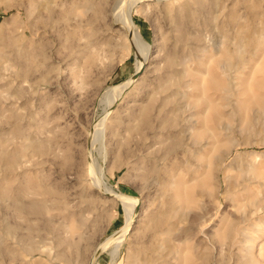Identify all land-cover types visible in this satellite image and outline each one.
<instances>
[{"label": "rangeland", "instance_id": "rangeland-1", "mask_svg": "<svg viewBox=\"0 0 264 264\" xmlns=\"http://www.w3.org/2000/svg\"><path fill=\"white\" fill-rule=\"evenodd\" d=\"M53 1L0 0V264H264V0Z\"/></svg>", "mask_w": 264, "mask_h": 264}, {"label": "bare ground", "instance_id": "bare-ground-1", "mask_svg": "<svg viewBox=\"0 0 264 264\" xmlns=\"http://www.w3.org/2000/svg\"><path fill=\"white\" fill-rule=\"evenodd\" d=\"M36 1L41 2V4L40 3L39 4L43 10L51 12V13H52V11H54L56 4L58 3V2L54 3V1L51 2L52 0H36ZM135 1L136 0H129V1H127L128 2L127 5L130 6ZM128 9H129V7H128ZM120 20H121L123 27L131 35L132 39L134 41L138 42L140 45V43L143 42V40L142 41L140 40L142 37L139 39V35L136 34L137 32L135 31L137 28H135L134 25L130 24V22L127 19L126 12L123 11ZM132 43H134V42L132 41ZM143 43H141V45ZM144 44H145L146 48H144ZM144 44L142 45V48H143L144 57L146 59L147 54H148L149 44L147 42H145ZM144 64H145L144 62L140 64V66L138 67V70H137L138 73H136V75H138L139 73L142 72V70L144 68ZM134 78L132 80H130L129 82L123 84V85H120V86H117L114 88H110L107 91L108 94H106V95H108V98H109V99L108 98L107 99L111 101V102L109 101L110 106L118 101L120 96H122V94L127 90V88L135 81ZM98 126H103V121H102V123H99L96 127H98ZM103 128H104V126H103ZM97 129H96V132H97ZM211 157H212V155H211ZM211 157H206V160L208 161V167H210L212 164ZM97 185H98V188H100L101 190H103L105 192V194L114 195V197L117 198L119 200V202L123 205L125 212H126V225L120 231H118L114 235H112L106 242H104L102 244L100 249H98V251H100V252H103V251H111L112 252L115 249H119L122 246L126 235L129 234L130 227L133 225L134 220H135L136 211H137V202L134 199H132L130 196L121 195V194L113 192L109 187H106V185L103 186L100 182H97ZM118 256L119 255L116 254V255H114V258L115 257L117 258Z\"/></svg>", "mask_w": 264, "mask_h": 264}]
</instances>
